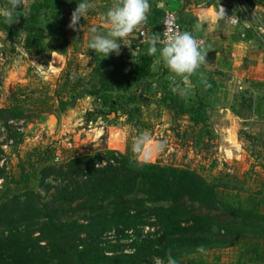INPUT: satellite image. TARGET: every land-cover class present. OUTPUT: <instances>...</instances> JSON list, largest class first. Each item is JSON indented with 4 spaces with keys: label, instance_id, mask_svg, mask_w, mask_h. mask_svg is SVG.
Returning a JSON list of instances; mask_svg holds the SVG:
<instances>
[{
    "label": "trees",
    "instance_id": "16d2710c",
    "mask_svg": "<svg viewBox=\"0 0 264 264\" xmlns=\"http://www.w3.org/2000/svg\"><path fill=\"white\" fill-rule=\"evenodd\" d=\"M58 1L65 2L41 0L34 7L56 12ZM218 1L231 10L240 9V3L249 7L264 5V0ZM165 11L155 6L148 16L149 23L160 26V35ZM175 13L183 29L189 31L191 27L181 12ZM20 15L19 22L10 26L0 18V30L14 45L24 38L27 51L41 53L45 48V34L30 21L24 10ZM61 23L50 45L65 53L70 28L68 23ZM247 37L258 42L251 33ZM131 47L139 48L142 54L132 57L120 49L118 56L113 53L104 58L87 48L86 53L96 61L91 80L80 94L61 100L60 109L74 107L76 100L92 96L100 104L97 110L100 116L117 115L121 99L127 108L128 121L140 117V95L130 91L134 86L143 92L151 90V83L144 80L155 76L154 57L146 54L147 45L139 39L132 41ZM204 74L211 87L205 88L197 82L196 99L190 101L173 93V84L161 85L164 93L161 101L171 115L188 116L196 124L207 121L210 97L219 83L213 72L206 70ZM0 111L6 109L0 108ZM102 149L91 147L88 152L75 153L65 159L57 157L54 162L36 152L42 160L41 185L48 190L54 189L52 198L47 201L29 185L31 173L24 162L20 163L18 174L6 172L0 166L3 180L0 219L7 224L0 232V264H153L154 258L167 264L169 250L178 264H220L209 262L205 252L237 245L247 232L264 231L252 222H244L252 215H264L258 205L251 208L241 203L237 207L226 202L218 186L195 169L145 163L127 152L107 146ZM53 181L57 184H52ZM15 188L19 192H15ZM223 209L234 217H243V222L237 224L221 219L215 212ZM72 210L76 217L68 218ZM23 221L24 227H21ZM147 227L154 230L145 234ZM109 232H115L118 241L129 242L109 246L104 241ZM259 237L264 240V236ZM199 246L205 248L204 253L197 251ZM253 254L251 261L264 263V247L262 250L256 248ZM145 258L151 260L145 262ZM247 263L240 260L235 264Z\"/></svg>",
    "mask_w": 264,
    "mask_h": 264
},
{
    "label": "rangeland",
    "instance_id": "374dc122",
    "mask_svg": "<svg viewBox=\"0 0 264 264\" xmlns=\"http://www.w3.org/2000/svg\"><path fill=\"white\" fill-rule=\"evenodd\" d=\"M39 1L29 0L24 11L45 34V48L41 53L27 51L23 45L24 38L18 39L14 45L0 30V108L6 109L0 111V166L6 172L18 174L20 163L24 162L31 173L29 185L47 201L52 198L54 189L48 190L41 185L39 172L42 160L36 152L54 162L57 157L65 159L75 153L88 152L91 147L103 151L104 146L112 149L110 146L121 143L125 147L123 152L134 157L132 139L147 130L153 141L165 144L164 150L149 162L195 169L218 186L220 196L226 202L237 207L241 203L251 208L258 205L264 214V94L256 101L259 104H255L251 100L256 99H252L249 93L264 91V63L258 62V58L264 61V5L249 7L240 3V9L232 10L233 15L239 17L236 32H244L246 36L251 33L258 40L255 51L246 58V70H240L241 77L231 73L226 64L221 69V59L213 60L217 65H202L194 76L200 82V78L205 79L207 70L213 72L219 82L210 97L207 121L196 124L188 116L171 115L164 110L163 101L153 99L152 90L143 92L137 86L130 92L140 95L141 115L131 122L120 98L117 115L100 116L97 111L100 104L92 96L80 98L74 107L62 111L60 101L80 94L91 80L96 61L86 51L92 35L88 30L92 20L89 21L88 16L85 20L81 18L83 28L69 30L67 50L61 53L50 45L53 33L62 21L70 23L71 13L80 0L58 1L56 12L45 7L35 10L34 4ZM95 3L98 7L97 0ZM0 6H6L5 0H0ZM93 11L96 13L95 9L89 14H94ZM204 48L207 50V44ZM217 56L214 55L215 58ZM36 66H43V72ZM195 87L192 85L185 97L189 101L196 99ZM52 113L58 116V124L43 126L42 123ZM2 181L0 178V189ZM52 184L57 183L53 181ZM18 190L15 188V192ZM224 209L215 214L237 224L243 222V217H234ZM72 214L74 211H69L68 218L76 217ZM246 221L264 228V215H252L244 219ZM3 222L0 219V232L7 226ZM24 222L21 227H24ZM153 230L147 227L144 233ZM244 236L237 245L207 250L205 255L209 262L235 264L241 260L247 264H264L250 260L255 256L253 250L264 247V240L259 237L264 236V231H251ZM104 241L112 247L118 242H129L118 241L115 232L105 235ZM149 260L144 259L145 262Z\"/></svg>",
    "mask_w": 264,
    "mask_h": 264
},
{
    "label": "clouds",
    "instance_id": "9594fccd",
    "mask_svg": "<svg viewBox=\"0 0 264 264\" xmlns=\"http://www.w3.org/2000/svg\"><path fill=\"white\" fill-rule=\"evenodd\" d=\"M28 6L29 0H6V6H0V18L7 26L18 23L21 16L20 11ZM95 8V0H80L71 13L68 28L73 31L81 30L83 28L80 25L81 18L85 20L89 12ZM151 9L152 5L149 0H112L111 6L101 15V19L107 26V31L100 34L95 27H92L88 48L104 58L113 53L118 56L121 45L127 46V38L135 32H140L147 45L146 54L150 57H157L156 62L161 63L171 74L169 76V79L173 81L171 91L181 97H186L192 89L191 78L197 75L201 66L207 62L208 50L204 48L203 41L197 39L191 32L181 31L179 25L175 23L174 16L164 19L163 35L144 31ZM216 19L233 26L239 23V17L234 15L228 17L220 3ZM134 51L136 55L142 54L139 48ZM36 67L43 72V66ZM200 82L205 88L211 87L203 78ZM164 147L165 144L162 141H153L147 130L134 136L131 143L134 157L145 163L163 151ZM197 251L204 253L205 248L199 246ZM153 264H165V262L160 258H154ZM167 264H178V261L172 257L171 250L167 255Z\"/></svg>",
    "mask_w": 264,
    "mask_h": 264
},
{
    "label": "crops",
    "instance_id": "0c3cea01",
    "mask_svg": "<svg viewBox=\"0 0 264 264\" xmlns=\"http://www.w3.org/2000/svg\"><path fill=\"white\" fill-rule=\"evenodd\" d=\"M149 2L152 5L151 12L155 6L161 7L165 10L171 9L175 12H181L182 17L191 27L189 32H191L195 36L206 38L207 50L209 55H206L207 62L205 64L209 66L214 65V59L215 61H217V59H221L219 60L223 63L219 65L221 66V69H223V66L226 64L229 66L228 69H230V72H235L238 76L240 75V70H246V58L248 55H252V52L255 51H253V49L257 41L254 39H248L244 32H242V34H238L235 30V26L226 24L224 21H218L216 19V12L218 11L219 3L224 7L228 17H231L233 15L232 10L225 4L221 3L218 0L217 2H215V0H149ZM97 3L98 7L95 8L96 13L93 11L94 14H88V20H92L88 30L90 31L92 27H95L98 33L103 34L106 33L107 26L101 19V15L111 6L112 0H97ZM146 27L149 29V33H158L160 29V26H154L149 22L147 23ZM127 39H130L131 44L132 41L136 39H139V41L142 43L144 42V40H141L139 32L133 33ZM131 44L127 46L122 44L120 49L124 50V53L129 56H132L133 51L134 56L135 49L131 47ZM215 54L218 55V58L214 57ZM156 60L157 57H154L152 70L155 76L145 79L144 82L147 81L151 83V92L153 94V99L157 102H161L164 96V93L160 88L161 85L165 83L168 85H172L173 81L169 79V76L171 74L168 72V70L164 68L161 63H157ZM258 62L261 65H263L264 63L263 59L261 58H258ZM215 65L217 64L215 63ZM198 79L195 80L193 76L191 78L192 85L196 86ZM249 93L252 94V99H256L251 101H255V104H259V102L256 101L262 99L260 96L264 94V91L262 93H254V91H249ZM164 110L170 113L166 107ZM110 147L122 152L125 149L124 144L121 143H118L115 147Z\"/></svg>",
    "mask_w": 264,
    "mask_h": 264
},
{
    "label": "built area",
    "instance_id": "2783aa9c",
    "mask_svg": "<svg viewBox=\"0 0 264 264\" xmlns=\"http://www.w3.org/2000/svg\"><path fill=\"white\" fill-rule=\"evenodd\" d=\"M168 16H174V17H175V23H176L177 25H179L181 31H184V29H183L181 23L179 22L178 17H177V15H176V13H175L174 10L166 9V11H165V16H164V18H163V21H164V19H165L166 17H168ZM164 30H165V26H164L163 23H162V27H161V35H163V31H164ZM144 31H146V32L149 33V29H148L147 27L145 28ZM139 34H140V38H141V40L143 41V40L145 39L144 36H143L140 32H139ZM194 36H195V35H194ZM195 37H196L197 39H199V40H202L203 43H204V47L206 46V44H207V40H206V38H203V37H200V36H195ZM126 43H127V45L131 44L130 39H127V42H126Z\"/></svg>",
    "mask_w": 264,
    "mask_h": 264
},
{
    "label": "water",
    "instance_id": "95a60500",
    "mask_svg": "<svg viewBox=\"0 0 264 264\" xmlns=\"http://www.w3.org/2000/svg\"><path fill=\"white\" fill-rule=\"evenodd\" d=\"M115 115V113H113ZM59 122L58 116L54 113L48 115V120L42 123L45 127H50L51 125L56 126Z\"/></svg>",
    "mask_w": 264,
    "mask_h": 264
}]
</instances>
